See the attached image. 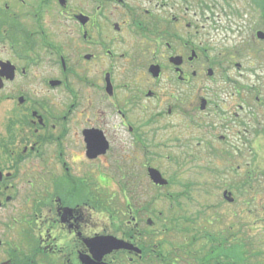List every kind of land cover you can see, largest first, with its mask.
<instances>
[{"label": "flooded vegetation", "instance_id": "obj_1", "mask_svg": "<svg viewBox=\"0 0 264 264\" xmlns=\"http://www.w3.org/2000/svg\"><path fill=\"white\" fill-rule=\"evenodd\" d=\"M183 1L186 9L207 6L202 0ZM174 7L175 0H0V264H205L192 254L191 244L214 241L164 240L151 217H143L156 211L159 197H190L194 183L181 179L191 163L211 168L216 162L182 155L191 124L202 127L198 138L210 158L236 159L224 141L226 133L220 145L207 135L237 120L238 86L233 80L217 81L219 96L191 101L196 87L207 89L206 78L216 69L206 65L202 27L194 24L192 30L191 20L183 25ZM146 84L151 87L144 91ZM144 95L156 105L150 112L134 111ZM111 106L119 130L109 128ZM78 112L81 118L74 116ZM165 133L168 137L159 140ZM169 143L182 153L170 157L177 167L167 175L154 159L161 156L157 147ZM74 147L84 153L82 168ZM126 147L133 162L123 170ZM141 153L146 157L142 165ZM111 159L121 171V191L128 201L136 200L129 203L134 219L122 223L123 209L114 207L112 224L95 227L83 221V208L109 214L115 195L108 193L102 171L87 177L83 170L103 160L110 167ZM150 168L167 182L154 183ZM80 179L93 188L77 203ZM247 182L248 191L235 195H244L249 204L255 189L250 176ZM175 184L180 191H171ZM230 194L223 196L234 203ZM106 236L128 246L107 250L97 244Z\"/></svg>", "mask_w": 264, "mask_h": 264}, {"label": "rangeland", "instance_id": "obj_2", "mask_svg": "<svg viewBox=\"0 0 264 264\" xmlns=\"http://www.w3.org/2000/svg\"><path fill=\"white\" fill-rule=\"evenodd\" d=\"M190 1L192 2L193 0ZM202 1L207 3L205 8H203L204 6L194 5L186 9L185 4H183L186 1L183 0H175L174 7V13L180 17L183 25L188 20H191L192 30L194 24L203 28H201V37L207 48L206 65H210V67L216 69L213 77L208 75L206 78L207 89L196 87V93L192 94L191 101L198 100L199 102L201 96L206 98L219 96V93H215L216 90H222L218 82L225 80H233L235 82L239 90L238 94H236L237 99H233L234 110L238 111L237 120H234L235 122L232 126L229 125L227 129H223L222 131L224 132L219 131L218 134L207 135V137H214L217 140L216 143L220 145V135L221 133H226L227 140L224 141H228L227 144L231 145L236 159L232 162V159L210 158L208 146L201 145L204 144L203 139L198 138L202 135L200 130L202 127L191 124L188 131L190 140L186 150L181 147L183 149L182 153L176 144L169 143L165 148H161L160 144L157 147V151L161 153V156L157 155V158L154 159V165L169 175L177 167L176 164H173L172 160L179 157L182 153V155L186 154L189 156V159L214 160L216 162L213 165L217 166L213 167L212 165L211 168H202L191 163L189 167H186L181 179L184 181L190 180L189 182L195 184L191 185L190 197L173 202L165 196L159 197L153 205L156 211L153 213L148 211L143 217H151L150 219L154 221L153 229L159 232H162L164 224L171 225V218L168 219L167 216H172L173 213L177 216H191V218H196L201 213L202 219L199 220L200 224L197 226L200 227L207 223V226L211 225L212 227V229H208L214 232L234 225V231L237 230L239 235L236 238H232V241L230 240L228 244L232 245V242L236 243L245 239L246 242L244 240V243L249 246L251 254V257L247 258V264H260L259 262L264 260V107L260 104L264 103V38H259L257 32L259 30L264 31L263 2L262 0ZM195 39L198 42L199 36H196ZM158 52L160 54V50H155V53L158 54ZM150 59L155 58L151 57ZM211 64L216 67L211 66ZM143 80L145 82L146 79ZM148 87H151V85L146 84L142 86L144 91ZM84 91L86 95H89L88 89H84ZM68 94L66 91L63 93L65 101H67L66 97H69ZM84 105L82 104V106ZM155 105L156 100L147 98L144 95L142 104L138 105L134 111L141 113L150 112ZM111 108L109 128L111 131L113 129L119 130V118L114 117L113 107L111 106ZM197 114L199 115V113ZM138 115V113H135L132 116ZM74 116L78 118L82 117L79 112L75 113ZM74 123L78 127V121L76 120ZM128 131L127 129L125 132L126 137L130 138L131 134ZM167 137L168 134L165 133L159 135L158 139L163 140ZM224 146H226V143L222 144V148ZM129 148L126 147L124 153L128 155V158L123 170L128 169L133 162V157L130 156L133 152L129 151ZM120 151L122 152V148ZM229 152L231 153V150ZM171 156H174V158H170ZM74 159L79 162V166L82 168L83 163H85L84 153L77 147H74ZM112 160L109 163L110 167H107V163L103 160L93 164L88 163L85 165L88 171L87 169L83 170V174L87 177L90 171L94 175L102 171L107 176L105 181H109L110 184L109 186L106 185L108 193L110 196H112L111 194L115 195L108 202L112 204L109 205L110 216L107 212H100L90 205L88 208H83V221L95 227L97 225L112 224V214H117L114 207L123 209L119 216L122 223H127L134 219V215H132L129 209V205L132 206L129 203H132V201L127 202L125 193L121 191L122 189L117 182L121 171L114 166L115 162ZM145 160V155L141 153L138 163L142 165ZM182 169L181 167L180 170ZM142 175L145 183L149 177L146 176L145 172ZM248 175L251 178V182L254 183L255 189L254 194L251 196V201L249 200V204L244 195H235V192L246 193L248 191V182L245 185L246 180L249 178ZM86 176L79 178L86 179ZM81 179L79 182L82 186L78 191L79 194L75 197L78 200L77 203L82 200L83 192L84 196H88L89 194L86 191L89 192L93 188L87 180L83 181ZM237 185L246 188L237 190V187H235ZM180 188L181 185L175 184L171 187V191L178 192ZM225 191L231 193L230 195L233 198H236L234 203H230L224 198L223 193ZM159 212H163L162 216L159 215ZM210 219L213 220V223L208 222ZM184 223L182 224L184 225ZM180 232V229H176V231L172 230L163 239L181 240L184 238V234L182 235V232ZM190 236V232H187L185 235L187 239H190ZM161 237L160 235L159 238ZM256 250H258V253H262L260 257L256 253V255L254 254L255 257L253 256L252 252ZM239 260L241 259L239 258Z\"/></svg>", "mask_w": 264, "mask_h": 264}, {"label": "trees", "instance_id": "obj_3", "mask_svg": "<svg viewBox=\"0 0 264 264\" xmlns=\"http://www.w3.org/2000/svg\"><path fill=\"white\" fill-rule=\"evenodd\" d=\"M262 2H263L262 7L264 9V0H262ZM81 186H82L81 183H78L77 192L79 191V189H81ZM171 201L173 202L174 199H171ZM132 202H136V200L134 199L132 200ZM144 203L145 201L143 202L142 205L143 207L146 206ZM201 218H202L201 213L196 218H191V216L188 217L184 215L177 216L176 214H174L172 215L170 220L171 225L169 226L164 224L165 228L162 229L161 235L165 237V235L171 232L172 230L176 231V229H180L182 232V233L180 232L181 234L186 235L187 232L191 233L190 236L191 242H194L196 240H211L214 242L220 241L221 245H215L214 242L210 245L204 244L201 246H196L195 244H191L192 254H195L198 258H201L202 259L201 263L218 264L217 261H219L220 264L248 263L247 258H250L251 254H250L249 246L246 243H244V241H239V243L236 244L232 243V245L228 244V242L232 240V238H235L237 236L236 233L231 230L232 226L214 232L213 230L207 229L204 225L200 227L197 226L200 224L199 220ZM182 219L185 223L182 221ZM194 222L197 224L196 226H194L193 224ZM182 223H184V225ZM200 250H206V251L199 252ZM238 252L239 254H237ZM255 253L258 254V257L262 255V253H258V250L252 252L253 256ZM237 257H239L241 260H239V258ZM259 263L263 264L264 260H261V262Z\"/></svg>", "mask_w": 264, "mask_h": 264}, {"label": "water", "instance_id": "obj_4", "mask_svg": "<svg viewBox=\"0 0 264 264\" xmlns=\"http://www.w3.org/2000/svg\"><path fill=\"white\" fill-rule=\"evenodd\" d=\"M257 36L259 38H264V31L259 30L257 32ZM95 155L97 152L94 153ZM150 176L152 180L158 184H165L167 181L165 178H163L162 174L155 168H150L149 169ZM98 245H104L107 246V250H112L113 248H119L122 246H128L127 243L124 241L118 240L117 238L113 236H106V238L102 239L101 241L97 242ZM106 248V247H105Z\"/></svg>", "mask_w": 264, "mask_h": 264}]
</instances>
